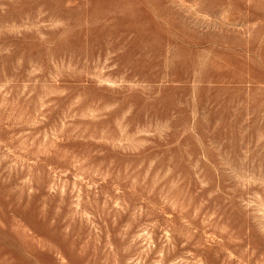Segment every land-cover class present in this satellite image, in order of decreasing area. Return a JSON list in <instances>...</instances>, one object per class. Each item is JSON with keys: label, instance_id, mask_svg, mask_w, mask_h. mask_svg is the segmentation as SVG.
<instances>
[{"label": "rangeland", "instance_id": "rangeland-1", "mask_svg": "<svg viewBox=\"0 0 264 264\" xmlns=\"http://www.w3.org/2000/svg\"><path fill=\"white\" fill-rule=\"evenodd\" d=\"M0 264H264V0H0Z\"/></svg>", "mask_w": 264, "mask_h": 264}]
</instances>
